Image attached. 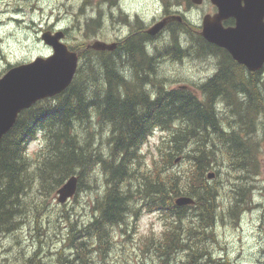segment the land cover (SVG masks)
Instances as JSON below:
<instances>
[{"label": "trees", "instance_id": "obj_1", "mask_svg": "<svg viewBox=\"0 0 264 264\" xmlns=\"http://www.w3.org/2000/svg\"><path fill=\"white\" fill-rule=\"evenodd\" d=\"M83 35L88 37L85 29ZM78 55L81 61L87 62L88 70L85 72L83 65H79L74 79L62 92L38 100L22 110L13 126L0 140V232L11 229L15 232L20 229L29 221L26 219L29 202L54 193L69 176H77L78 192L88 189L85 184L87 176L99 171L102 182L97 181L95 189L100 188L101 196L95 200L94 206L98 215L90 218L85 225H77L75 229L67 215L64 216L70 225L63 239L69 253L63 255V251L59 250L57 264H102L94 263L92 254H101L107 250L109 228L124 222V215L133 208L134 202L142 205L137 206L134 211L140 207L147 211H164L169 227L156 246V251L162 253L163 259L179 252L181 248L182 216L188 207L192 209L189 216L195 215L196 220L194 224L190 220L184 224L185 232L190 235L185 242L189 250L187 255L193 258L210 257V242L214 239L217 243L216 208L211 202L215 193L210 192V187L202 176L212 165L240 172L234 176L231 186L241 190L239 199H242L245 209L252 206L250 189L254 186V178L251 176L257 173L259 161L251 150L255 143H244L246 134L252 129L251 112L262 105L264 93L257 86L253 87L252 81H248L245 95L248 101H235L240 117L235 120L236 125L231 129L222 126L217 115V103L221 100L227 104L230 96L217 94L214 87L208 86L210 91L214 90L216 93H205L201 99L189 90L174 89L164 92L162 96L156 95L152 100L149 91L141 90L140 85L134 93L119 89L126 82L113 69L114 62L109 58L110 53L106 52L104 55L107 56L102 61L98 59L97 52L87 58L80 52ZM221 56H224L223 51ZM10 66L11 64L8 65ZM99 74H102L101 82ZM136 82L138 80L135 84ZM211 82L224 85L232 80L216 78ZM246 112L249 114H245ZM93 121L95 124H108L110 136L104 153V146L97 143L98 134L89 132V127H94ZM170 125L175 127L174 131L170 130ZM152 127L170 130L169 151L161 154L160 163L154 161L150 166H142V171L137 172L138 175L141 174L140 178L137 175L132 183L130 178L136 173L135 168L140 161L137 148ZM37 133L45 137L46 144L42 159L36 165H31L26 145ZM192 144L194 146L185 150L181 157L185 146ZM220 146L221 153L215 159ZM176 158L186 160L185 168L200 170L202 175H196L195 182H192V177L182 181V170L172 171ZM245 178L248 179L247 182H243ZM178 184L184 185V188L180 190ZM192 185L198 188L194 189ZM182 194L192 196L195 205H175L174 197ZM236 209L238 207L227 210V215L238 219ZM217 218L222 219L221 212ZM91 243L96 245L88 247ZM33 260L34 257H30L27 263L31 264Z\"/></svg>", "mask_w": 264, "mask_h": 264}, {"label": "rangeland", "instance_id": "obj_2", "mask_svg": "<svg viewBox=\"0 0 264 264\" xmlns=\"http://www.w3.org/2000/svg\"><path fill=\"white\" fill-rule=\"evenodd\" d=\"M178 2L184 9L188 7L186 0H0V76L8 69L9 64L26 63L37 56L48 55L50 49L40 36L42 32L52 27L65 30V42L87 58L93 55V52H88L89 50L86 49L87 44L94 40L115 41V37L120 32L126 31L122 25L130 20L128 18H131L133 24L138 21L139 24L136 26L142 25L146 28L144 23L149 26L160 18L162 9L156 12L153 4L170 7ZM209 9L210 4L203 1L192 19L200 23L202 15ZM138 15L141 16L142 21L137 19ZM133 24L130 26L132 29ZM171 28L172 26L167 31L175 30L176 33H172L176 35H173L175 39L178 36L183 37L181 29ZM84 29L88 32L87 38L83 35ZM185 33L194 39L191 32ZM156 42L159 43L160 39ZM201 46L203 47L202 42ZM202 47L201 59L194 64L193 59L189 58L185 68L179 64L173 68L170 67L163 82L157 78L153 80L154 88H162L164 83L169 88H176L185 83L193 85L188 80L191 79V69L196 71V67L203 62V52L207 51ZM79 65H83L85 72L88 70L86 61H79ZM116 65L113 69L118 71ZM98 78L100 82L103 81L102 74H99ZM137 83L135 88L139 85ZM196 87H198L197 82L191 89L195 91ZM261 89L264 93V81ZM235 106L238 104L235 103ZM219 108H221L220 117L223 125L233 120L234 115L229 106ZM251 114L253 120L249 137L257 139L256 150L259 161L256 189L250 191V198L255 205L252 204L241 215L239 224L235 222L237 219L227 215V210L222 207L223 221L219 219L215 229L217 243L214 240L210 242V257L193 258L187 253L183 255L182 252H176L169 255L167 259H163L162 253L156 251V246L169 227L164 211L160 209L147 211L141 207L134 211L137 206H142L141 203L134 202L133 208L126 212L124 222L109 228L107 243L109 246H106L107 250L103 252L104 254L93 253V262L102 264H264V111H255ZM107 126V122H99L94 123L93 128L89 127V132L98 134L97 143L104 146L102 153L107 150V141L110 136ZM153 129V134L137 148L140 161L136 165V173L130 178L132 183L138 175V170L142 171V166H150L154 161L160 163L161 154L169 151L170 130L174 131L175 127L170 125L169 131H164L160 127ZM45 144V137L38 133L27 143L26 153L31 165H36L42 159ZM174 163L172 171L182 170L180 175L184 181L186 160L180 158ZM207 172H216V178L209 183L206 182L211 193L220 195L229 192L230 183L236 172L225 166L214 165L204 171V178ZM191 173L192 182H195L194 168L191 169ZM98 174L99 171L88 175L85 180L88 189L76 192L66 203L59 204L55 199V192L48 196L42 195L41 199L36 201H30L26 219L33 220V223L28 221L15 232L14 229L4 231V235L0 232V263L5 259L3 264L7 262L8 264H27V259L34 257L31 264H57L59 250L63 251V255L69 253L63 239L70 225L64 216L67 215L74 229L77 225H85L88 222L92 217V206L96 205L95 200L101 196L100 188L95 189L97 181L102 182V177ZM140 176L141 174L138 178ZM183 187L184 185L178 184L180 190ZM192 188L198 187L192 185ZM192 188L189 187L191 191H193ZM92 244L87 246L90 247Z\"/></svg>", "mask_w": 264, "mask_h": 264}, {"label": "water", "instance_id": "obj_3", "mask_svg": "<svg viewBox=\"0 0 264 264\" xmlns=\"http://www.w3.org/2000/svg\"><path fill=\"white\" fill-rule=\"evenodd\" d=\"M200 4L202 0H191ZM245 1V5H242ZM216 7L212 15L202 18L201 35L210 43L223 47L234 59L256 69L264 62V23L257 22L264 15V0H210ZM234 17L236 23L225 27L222 21ZM181 21L179 15L161 18L151 24L146 32L157 34L169 20ZM62 30H46L40 38L52 53L37 56L26 63L8 68L0 76V140L13 126L19 113L36 101L62 92L72 81L78 66L76 52L69 50L63 42ZM116 43L94 40L89 47L95 50L113 49ZM213 173L208 176L212 177ZM77 176L71 175L56 190L55 199L64 203L75 194ZM174 203L178 206L189 205L193 199L177 196Z\"/></svg>", "mask_w": 264, "mask_h": 264}, {"label": "flooded vegetation", "instance_id": "obj_4", "mask_svg": "<svg viewBox=\"0 0 264 264\" xmlns=\"http://www.w3.org/2000/svg\"><path fill=\"white\" fill-rule=\"evenodd\" d=\"M186 1L188 2V4H187L188 7L186 9L182 8L179 2L176 3L175 5L170 6V7H164L158 3L153 4L154 10L156 12H158L159 10L162 9L161 13L159 14V17H164L167 15H173V14L180 15L182 17L183 21L179 27H178V25H176V23H178L176 20H171L166 24V26L159 33L152 35L153 36L152 37L151 35L147 34V32L145 31L146 28L148 27L147 24H145V23L143 24L146 28H144L142 25H140L138 27V26H136L138 21H136V23L133 24L131 18H128L130 20L129 21L127 20L125 23L123 22L124 24L122 25L126 28V31L124 33L120 32V34H118V36L115 37V41H112V42L116 43V46L113 49L94 50L91 47H89V44L86 45V49L89 50L88 52H93V51L97 52V57L100 61L105 59V57L107 55H104V54L106 52L110 53L109 58L112 59V61L115 64H117L116 69L118 71L115 70L116 74L120 78H122L125 82H129L128 84L122 83L119 86V89L121 91H123V92L129 91L131 93H134L135 92L134 83L137 80L139 82L141 90H144L145 92L152 91L155 87V85L153 84V80L155 78H157V80L164 81V79L166 78V73L170 67L173 68L174 66H178V64H179L180 66L185 68V66L188 64L189 58L193 59L194 64L197 60L201 59V57H200L201 51H202L201 50V47H202L201 46V38H203L200 34L201 24L199 22L194 21L192 19V16L195 14L196 11L199 10L202 3L199 5H195L190 0H186ZM204 1H207L210 4V9L208 11L204 12V14L206 13V14L212 15L214 12H216L217 9L214 5H212L208 0H204ZM108 3L109 2H107V4ZM242 5L243 6L245 5V1H242ZM90 18H93V17H90ZM137 19L142 21V18L139 15L137 16ZM256 20H257V22L262 21V23H264V15L262 16V19L256 18ZM99 22H100V20L98 21V23ZM235 23H236V19L232 16H230V17H228L222 21V24L225 27H232L235 25ZM132 24L134 25L133 29L130 28V26ZM170 26H172V28L175 27L174 29H176L178 27L179 29H181V31L183 33V37L178 36V38L176 39L177 40V42H175L176 44L172 43V39H174V36H172L173 32L167 31V29ZM182 26H183V30H182ZM49 30L55 31L56 29L52 27ZM185 32H191L194 39H191V37L186 35ZM64 34H66L65 30H64ZM160 36H161V38H159ZM184 37H187V38H185L187 41L184 39ZM135 39H136V41H135ZM148 39L150 40V42ZM157 39H160V42H159L160 44L156 42ZM194 40H196V41H194ZM190 41L192 43H190ZM108 43H110V42H108ZM126 43H128V44L125 45ZM161 43H163V44H161ZM203 43L207 46H212L214 48L222 50L224 52V56H217L216 54H218V53L212 52L210 50H207V52H205V53L203 52V62L201 63V65L196 67V69H195L196 71H194V69H191L192 75H190L191 79L188 81L192 82L193 85L190 83H185V84L180 85V86L183 89L192 90L191 88L193 86H195L196 82H197L198 87L195 88V91H193V90L192 91L199 99H201L205 93H208V91L209 92H215V93L217 91L218 92L217 94H219L221 96H231V99H229V102L227 104H225L221 100L217 103V110H218L217 115L219 117L218 119H219L220 124L223 125V123L221 121V117H220L221 108H219V107L229 106L231 108L233 115H234V118L232 121L228 122L227 124H225L223 126H225L227 128L229 127L232 129L236 125L235 120L240 117V115L238 114L237 106H235L234 103H235V101L244 103L247 100L246 99L247 97L245 95H246L247 89H248V85H247L248 81L249 80L252 81L254 83L252 86L253 87L257 86V88L262 92L261 85L264 81V62L255 70H250L246 65L241 64L236 59H234L232 57V55L230 54V52H228L227 50L220 48V47H217V46L207 42L205 39H203ZM198 44H199V46H198ZM207 46H203L202 48L206 50ZM147 48H149V49H147ZM178 48H180V49H178ZM129 49H130V51H129ZM83 51H84V47H83ZM181 53H183V55ZM118 59H121V60L118 61ZM138 62H139V64H138ZM140 62L142 63L141 65H140ZM130 63L133 64L134 66L136 64L135 70L133 69V66ZM217 65L220 67H218ZM222 67H223V70H222ZM130 69L131 70L133 69V70L131 71ZM233 71H235V72H233ZM126 74H128L127 77H126ZM132 74H133V76H132ZM216 78H219L222 80L223 79L232 80V82H230L228 84H224V85L223 84L217 85V84H214L211 82L213 79H216ZM208 86L214 87L216 89V91H214V90L210 91ZM223 86H224V88H223ZM162 88L165 91L167 90V87L165 84L162 86ZM263 111H264V101H263L262 105L258 109H256V112H263ZM244 117L246 118V116H244ZM180 207H188V206L182 205ZM191 211H192V209L188 207L185 210L184 215L182 216V231L180 233L181 248H180L179 252H182L184 250L182 252L183 255L185 253H189V250L185 245V241L188 238L189 234L185 232L184 224L188 220L191 221V224H194V222L196 220L195 215H193L191 217L189 216ZM186 251H188V252H186Z\"/></svg>", "mask_w": 264, "mask_h": 264}, {"label": "bare ground", "instance_id": "obj_5", "mask_svg": "<svg viewBox=\"0 0 264 264\" xmlns=\"http://www.w3.org/2000/svg\"><path fill=\"white\" fill-rule=\"evenodd\" d=\"M138 24V23H137ZM179 27V26H178ZM177 27V28H178ZM175 28V27H174ZM177 28H176V30H177ZM181 28V27H180ZM171 29H173V28H171ZM179 29V28H178ZM180 30V29H179ZM182 30H183V26H182ZM173 31V30H172ZM175 31V30H174ZM173 31V33H176V32H174ZM190 31V30H189ZM178 33V32H177ZM144 34V33H143ZM142 34V35H143ZM181 34V33H180ZM194 34V33H193ZM173 35H175V34H173ZM172 35V36H173ZM176 36V35H175ZM193 36V35H192ZM195 36V35H194ZM141 37V36H140ZM139 37V38H140ZM153 37V36H152ZM159 38H161V36L159 37ZM163 38V37H162ZM173 38V37H172ZM175 38V37H174ZM185 38H187V37H184V39ZM132 39V38H131ZM183 39V38H182ZM125 40V39H124ZM149 40V39H148ZM180 40V39H179ZM186 40V39H185ZM120 41V40H119ZM135 41H136V39H135ZM134 41V42H135ZM157 41V40H156ZM162 41V40H161ZM165 41V40H164ZM187 41V40H186ZM194 41H196V40H194ZM133 42V43H134ZM138 42V41H137ZM148 42V41H147ZM149 42H150V40H149ZM177 42V41H176ZM198 42V41H197ZM131 43V42H130ZM132 43V44H133ZM182 43V42H181ZM189 43V42H188ZM190 43H192L191 41H190ZM124 44V43H123ZM122 44V45H123ZM128 43H126L125 45H127ZM150 44V43H149ZM160 44V43H159ZM161 44H163V43H161ZM165 44V43H164ZM176 44V43H175ZM134 45V44H133ZM145 45V44H144ZM143 45V46H144ZM180 45V44H179ZM146 46V45H145ZM144 46V47H145ZM198 46H199V44H198ZM127 47V46H126ZM158 47V46H157ZM178 47V46H177ZM196 47V46H195ZM142 48V47H141ZM176 48V47H175ZM199 48V47H198ZM124 49V48H123ZM144 49V48H143ZM147 49H149V48H147ZM178 49H180V48H178ZM192 49V48H191ZM136 50V49H135ZM122 51V50H121ZM129 51H130V49H129ZM148 51V50H147ZM206 51H207V49H206ZM143 52V51H142ZM134 53V52H133ZM136 53V52H135ZM127 54V53H126ZM131 54V53H130ZM129 54V55H130ZM182 55H183V53H181ZM215 54V53H214ZM213 54V55H214ZM134 55V54H133ZM157 55V54H156ZM186 55V54H185ZM209 55V54H208ZM120 56V55H119ZM144 56V55H143ZM146 57V56H145ZM144 57V58H145ZM212 57V56H211ZM127 58V57H126ZM125 58V59H126ZM130 58V57H129ZM147 58V57H146ZM215 58V57H214ZM221 58V57H220ZM148 59V58H147ZM216 59V58H215ZM119 60H121V59H118V61ZM152 60V59H151ZM181 60V59H180ZM177 61V60H176ZM121 62V61H120ZM124 62V61H123ZM118 63V62H117ZM137 63V62H136ZM218 63V62H217ZM120 64V63H119ZM123 64V63H122ZM129 64V63H128ZM127 64V65H128ZM131 64V63H130ZM138 64H139V62H138ZM142 63L140 62V65H141ZM132 66H133V69L135 70V66H136V64H135V66L133 65V64H131ZM126 66V65H125ZM218 66V65H217ZM129 67V66H128ZM127 67V68H128ZM218 67H220V66H218ZM217 68V67H216ZM215 68V69H216ZM129 69V68H128ZM132 69V70H133ZM137 69V68H136ZM229 69V68H228ZM126 70V69H125ZM131 70V69H130ZM131 70V71H132ZM218 70V69H217ZM222 70H223V67H222ZM128 71V70H127ZM130 72V71H129ZM233 72H235V71H233ZM216 73V72H215ZM229 73V72H228ZM227 73V74H228ZM105 74V73H104ZM129 74V73H128ZM128 74H126V77H127V75ZM237 74V73H236ZM243 75V74H242ZM132 76H133V74H132ZM232 76V75H231ZM238 76V75H237ZM236 76V77H237ZM244 76V75H243ZM242 76V77H243ZM260 80V79H259ZM262 80V79H261ZM130 81V80H129ZM135 81V80H134ZM161 82H163V81H161ZM139 83V82H138ZM137 83V84H138ZM204 83V82H203ZM135 84V83H134ZM165 84V83H164ZM163 84V85H164ZM202 84V83H201ZM248 85V84H247ZM249 86V85H248ZM139 87V86H138ZM135 89H137V87L135 88ZM174 89L173 88H169V87H167V90L165 91L163 88H161V87H159L158 89H156V88H154L152 91H150L149 93V96H150V98L153 100V98L156 96V95H158V96H162L163 95V93L164 92H169V91H173ZM255 91V90H254ZM209 92V91H208ZM245 92V91H244ZM185 95V94H184ZM212 95H214V94H212ZM225 97H229V96H225ZM218 99V98H217ZM221 99V98H220ZM229 99H231V96L229 97ZM247 99V98H246ZM243 100V99H242ZM246 101H248V100H246ZM216 104V103H215ZM243 107V106H242ZM241 107V108H242ZM258 108H259V105H258ZM234 111V110H233ZM171 112H173V111H171ZM217 112H218V110H217ZM174 113V112H173ZM165 114H166V112H165ZM173 115V114H172ZM219 118V117H218ZM248 118V117H247ZM246 118V119H247ZM245 119V118H244ZM243 119V120H244ZM244 123H245V121H244ZM241 125H242V122H241ZM223 126V125H222ZM240 126V125H239ZM212 127V126H211ZM246 129V128H245ZM248 129V128H247ZM248 131V130H247ZM234 132V131H233ZM233 132H231V133H233ZM218 134V133H217ZM234 134V133H233ZM233 134H232V136H233ZM228 135H230L231 136V134H228ZM235 135V134H234ZM229 136V137H230ZM210 138V137H209ZM215 138V137H214ZM231 138V137H230ZM235 138V137H234ZM209 140V139H208ZM230 140V139H229ZM252 140V137L250 136H247V138H246V143H244V144H246V145H248L249 143H250V141ZM216 143V142H215ZM218 144H220V143H218ZM194 146V144H192V145H187V146H185V148H184V151H182V153L180 154V156L182 157L183 155H184V153H185V150H187V149H190V148H192ZM248 146H246V148H247ZM222 148V146H220V148H219V150L216 152V155H215V159L216 158H218V156L220 155V153H221V151H220V149ZM245 148V147H244ZM251 150L253 151V147H251ZM97 161V160H96ZM191 169L192 168H187L186 169V172H185V179H191V177H192V173H191ZM91 171V170H90ZM194 172L196 173V175L197 176H199V174L200 175H202V172L200 171V170H197V169H194ZM84 173V172H83ZM88 174V173H87ZM124 179V178H123ZM114 180V179H113ZM120 187V186H119ZM251 190H253V188H251L250 189V191ZM197 193V192H196ZM240 193H241V190H236V188L234 187V188H231L230 190H229V192H227V193H225V194H220V195H218L217 197H214V198H212V200H211V202L214 204V206H223L226 210H231V208H233V207H238V209H236L235 211L238 213V214H240V213H242L244 210H243V205H242V199H239V198H241L240 197ZM120 194V193H119ZM174 197V196H173ZM245 198V197H244ZM16 204V203H15ZM240 206H241V208H240ZM2 207H4V206H2ZM20 207V206H19ZM2 209V208H1ZM23 209V208H22ZM6 210V209H5ZM128 210V209H127ZM126 210V211H127ZM24 212V211H23ZM128 212V211H127ZM22 214V213H21ZM35 216V215H34ZM203 218V217H202ZM201 217H200V219H202ZM199 219V220H200ZM29 220V219H28ZM36 220V219H35ZM38 220V219H37ZM36 220V221H37ZM114 220V219H113ZM205 220V219H204ZM209 220V219H208ZM105 221V220H104ZM107 221V220H106ZM203 221V220H202ZM25 222V220L23 221V223ZM30 223H31V221H29ZM113 222H115V221H113ZM205 222V221H204ZM208 222V221H207ZM106 223V222H105ZM59 224V223H58ZM114 224V223H113ZM116 224H118V223H116ZM25 225V224H24ZM104 225V224H103ZM205 225H206V223H205ZM23 226V225H22ZM106 226V225H105ZM105 226H103V227H105ZM24 227H26V226H24ZM32 227V226H31ZM110 227V226H109ZM36 228V227H35ZM32 229H34V228H32ZM81 229V228H80ZM86 229V228H85ZM73 231V230H72ZM80 231H82V229L80 230ZM79 232V231H78ZM86 232V231H85ZM72 234V233H71ZM74 234H75V232H74ZM77 234V233H76ZM75 234V235H76ZM1 235H4L3 233H1ZM72 236V235H71ZM190 236V235H189ZM196 236V235H195ZM102 236H100V238H101ZM105 237V236H104ZM183 237V236H182ZM181 237V238H182ZM197 237V236H196ZM185 238V237H184ZM194 238V237H193ZM96 239V238H95ZM99 239V238H98ZM105 239V238H104ZM179 239V238H178ZM199 239V238H198ZM94 240V239H93ZM92 240V241H93ZM212 240H214V239H212ZM90 241V240H89ZM96 241V240H95ZM94 241V242H95ZM189 241H190V239H189ZM188 241V242H189ZM97 242V241H96ZM100 242V241H99ZM186 242V241H185ZM85 243V242H84ZM84 243H82V244H84ZM105 243V242H104ZM178 243H180V242H178ZM81 244V245H82ZM192 244V243H191ZM78 246V245H77ZM80 246V245H79ZM109 246V245H108ZM181 246V245H180ZM179 246V247H180ZM188 246V245H187ZM189 246H190V244H189ZM75 247V246H74ZM101 247L102 248H105L103 245H101ZM169 248V247H168ZM77 249V248H76ZM85 249V248H84ZM106 249V248H105ZM184 249V248H183ZM102 250V249H101ZM100 250V251H101ZM184 251V250H183ZM182 251V252H183ZM82 252V251H81ZM103 252V251H102ZM101 252V253H102ZM186 252H188V251H186ZM84 254V253H83ZM104 254V253H103ZM33 255V254H32ZM31 255V256H32ZM213 255V254H212ZM208 256V255H207ZM29 259V258H28ZM28 259H27V262H28ZM5 262V259H4V261L2 262V263H0V264H3ZM9 262H7V264H8ZM28 264V263H27Z\"/></svg>", "mask_w": 264, "mask_h": 264}]
</instances>
